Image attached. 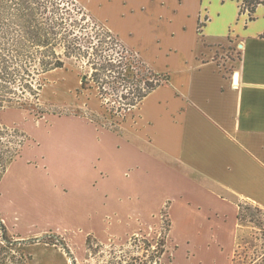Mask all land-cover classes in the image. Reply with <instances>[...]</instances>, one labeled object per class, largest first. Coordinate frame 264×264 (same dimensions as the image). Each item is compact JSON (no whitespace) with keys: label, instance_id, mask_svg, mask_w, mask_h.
Returning <instances> with one entry per match:
<instances>
[{"label":"crops","instance_id":"1","mask_svg":"<svg viewBox=\"0 0 264 264\" xmlns=\"http://www.w3.org/2000/svg\"><path fill=\"white\" fill-rule=\"evenodd\" d=\"M74 1L169 79L118 131L74 119L39 161L53 196L36 205H168L233 225L238 202L264 209V3L249 19L241 0Z\"/></svg>","mask_w":264,"mask_h":264},{"label":"trees","instance_id":"2","mask_svg":"<svg viewBox=\"0 0 264 264\" xmlns=\"http://www.w3.org/2000/svg\"><path fill=\"white\" fill-rule=\"evenodd\" d=\"M263 3L241 0L239 14L247 13L251 19ZM67 61L80 68L77 91L96 92L113 131H118L150 92L169 79L168 74L149 68L74 0H0V113L31 105L39 96L43 77L63 69ZM28 140L21 130L0 123V177ZM160 215L168 222L153 238L139 233L125 241L101 243L88 235L82 264H165L170 221L166 211ZM236 220L250 226L251 234L241 239L229 264H264V209L240 201ZM0 238L10 251L24 243L10 240L1 220ZM46 238L57 240L71 264H77L63 240L52 234L27 243ZM7 257L3 254L0 264H5ZM8 260L29 264L31 258L18 253Z\"/></svg>","mask_w":264,"mask_h":264},{"label":"rangeland","instance_id":"3","mask_svg":"<svg viewBox=\"0 0 264 264\" xmlns=\"http://www.w3.org/2000/svg\"><path fill=\"white\" fill-rule=\"evenodd\" d=\"M79 88L80 68L67 61L63 69L43 77L42 89L31 105L11 107L0 113L1 125L19 129L29 138L20 156L8 164L0 177V220L10 240L24 241L10 251L0 238V257L8 255L5 264H18L8 260L18 253L28 255L29 264H71L57 240L46 238L27 243L49 234L63 240L75 262L82 264L88 235L101 243L125 241L134 233L153 238L168 222L161 217L162 210L171 217L165 264H229L241 239L251 234L250 226L238 222L233 225V221L217 218L212 221L185 219L184 211H169L168 205L162 209H146L135 204H113L95 211H75L70 204L36 205L35 199L39 196L44 201L53 196L51 183L42 175L46 170L39 167V161L61 155L66 143L62 144L63 140L75 132L69 128L74 119L91 122L99 128H111V120L107 113L103 116L96 92L86 89L79 93ZM102 198L105 199L104 194ZM76 213L81 215L76 217Z\"/></svg>","mask_w":264,"mask_h":264}]
</instances>
